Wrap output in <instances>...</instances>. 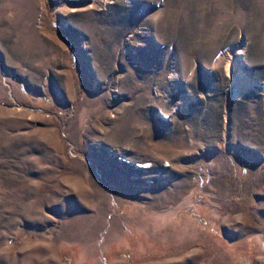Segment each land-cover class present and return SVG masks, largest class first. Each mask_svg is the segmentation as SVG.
Instances as JSON below:
<instances>
[{
    "label": "rangeland",
    "instance_id": "obj_1",
    "mask_svg": "<svg viewBox=\"0 0 264 264\" xmlns=\"http://www.w3.org/2000/svg\"><path fill=\"white\" fill-rule=\"evenodd\" d=\"M259 239L264 0H0V264H264Z\"/></svg>",
    "mask_w": 264,
    "mask_h": 264
},
{
    "label": "water",
    "instance_id": "obj_2",
    "mask_svg": "<svg viewBox=\"0 0 264 264\" xmlns=\"http://www.w3.org/2000/svg\"><path fill=\"white\" fill-rule=\"evenodd\" d=\"M258 250L261 253H264V239H259L258 240Z\"/></svg>",
    "mask_w": 264,
    "mask_h": 264
},
{
    "label": "bare ground",
    "instance_id": "obj_3",
    "mask_svg": "<svg viewBox=\"0 0 264 264\" xmlns=\"http://www.w3.org/2000/svg\"><path fill=\"white\" fill-rule=\"evenodd\" d=\"M229 68V67H228ZM238 76V75H237ZM232 78V81H233V77H231ZM234 80H236V79H234ZM242 80H245L244 79V77H242V76H240V77H238V82H242ZM240 85V84H239ZM238 87V86H237Z\"/></svg>",
    "mask_w": 264,
    "mask_h": 264
}]
</instances>
